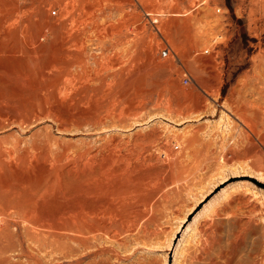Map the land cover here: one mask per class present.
<instances>
[{"label": "rangeland", "instance_id": "1", "mask_svg": "<svg viewBox=\"0 0 264 264\" xmlns=\"http://www.w3.org/2000/svg\"><path fill=\"white\" fill-rule=\"evenodd\" d=\"M0 30V264H264V0H0Z\"/></svg>", "mask_w": 264, "mask_h": 264}, {"label": "bare ground", "instance_id": "2", "mask_svg": "<svg viewBox=\"0 0 264 264\" xmlns=\"http://www.w3.org/2000/svg\"><path fill=\"white\" fill-rule=\"evenodd\" d=\"M86 1V0H85ZM88 3H90V2H88ZM90 19H91V24L92 25H95L96 24V15L93 13V14H91V16H90ZM97 25V24H96ZM1 31V30H0ZM3 31V30H2ZM5 34V33H4ZM4 34H2V35H4ZM1 35V36H2ZM6 35V34H5ZM84 35L85 34H83L82 33V36H79L76 40L78 41L77 43L76 42H74V44H75V46H77V44H79L80 42H82V40H84L83 38H84ZM7 36V35H6ZM8 37V36H7ZM5 38V37H4ZM75 40V41H76ZM2 41H4V40H1L0 42H2ZM100 43V42H99ZM102 44L103 43H100V45H101V47H102ZM81 45H82V43L81 44H79V46L78 47H76V53L75 54H73L72 55V53H69V58L67 59V64H66V68H68L70 65H72V64H80L81 62H82V56H83V52H82V50H81ZM104 46V45H103ZM67 49V48H66ZM74 50V49H73ZM73 52V51H72ZM82 52V53H81ZM65 60V59H64ZM64 65H65V63H64ZM64 67V68H65ZM1 111V110H0ZM3 115L4 116H6L4 113L2 114V113H0V120L2 119V117H3ZM3 123V122H2ZM1 122H0V128H1ZM88 207V206H87ZM83 209V208H82ZM85 209V208H84ZM80 212H81V209H80ZM72 213V212H71ZM82 213V212H81ZM88 213V212H87ZM66 214V213H65ZM82 214H84V213H82ZM83 216H86L85 214L83 215ZM62 217V216H61ZM67 217H68V219H66L67 221H64L65 220V218H64V220H61L60 218H59V220H61V221H54L55 220V218H52V217H50L51 219H50V223H49V225H51V223H53V222H58V223H56V225H58V227L55 225L53 228L55 229V230H53L54 231V235L55 236H60L61 234H64V233H59V231L57 232L56 230H62V229H64L65 227H64V224H66L67 223V225H69V226H74L73 228H80V227H77L78 226V224L79 223H76L75 222V220H74V215H72V214H70V213H68L67 214ZM54 219V220H53ZM63 219V218H62ZM81 219V218H80ZM83 219L84 218H82L81 220L83 221ZM81 224H84V222H81ZM75 228V229H76ZM51 230V229H50ZM50 230H49V232H50ZM67 230V229H66ZM77 230V229H76ZM53 231H51L52 233H53ZM64 231V230H63ZM47 234H45V236H46ZM49 236V235H48ZM62 236V235H61ZM50 239H53V238H50ZM61 239V238H60ZM51 241V240H50ZM53 245V244H52ZM56 246V245H55Z\"/></svg>", "mask_w": 264, "mask_h": 264}, {"label": "built area", "instance_id": "3", "mask_svg": "<svg viewBox=\"0 0 264 264\" xmlns=\"http://www.w3.org/2000/svg\"><path fill=\"white\" fill-rule=\"evenodd\" d=\"M167 53H168V50L167 49H163L162 52H161L162 56H166Z\"/></svg>", "mask_w": 264, "mask_h": 264}]
</instances>
